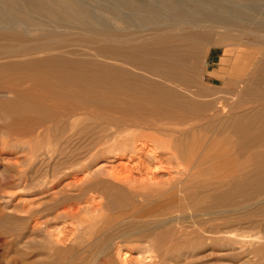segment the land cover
Returning a JSON list of instances; mask_svg holds the SVG:
<instances>
[{"label": "bare ground", "instance_id": "1", "mask_svg": "<svg viewBox=\"0 0 264 264\" xmlns=\"http://www.w3.org/2000/svg\"><path fill=\"white\" fill-rule=\"evenodd\" d=\"M13 2L16 1L0 0V73H4L6 78L4 86H0V94H18L13 92L14 88L10 85L11 71L15 66L24 67L27 68L26 71L29 69L28 72H34L36 84L42 83L41 86L46 88L36 93L29 92L33 94L34 103L44 108L49 102L52 106L50 115L54 118L63 114L64 118L56 121V128L73 125L81 113L89 116L91 114L90 117L94 118H101L102 113L112 116H107L105 122L108 131L114 128V132L110 134L105 131L103 137L101 136V145L112 151L118 165L111 167L113 171L106 173L107 182L104 184L102 181L103 186L98 189H94L93 182L96 180L92 182L86 179L88 190L94 191L85 203H88L90 218H87L86 222L80 220L79 225L86 235L96 225H99V228L94 230L95 234L120 224L129 226L128 224L141 223L167 227L174 221L184 219L187 211H196L210 195L225 186L233 183L236 185L240 177L248 181V173L242 170L248 166L253 154L252 147L264 143V120L262 127L258 129L259 132L254 136L250 134V131L254 130L253 117H246V113L242 114L245 117L241 118L238 114V119L235 117L237 120L233 119L226 126L224 122L216 125L214 129L203 128L201 121L204 112L210 109L212 104L197 102L191 96L178 93L170 86L175 83L188 87L198 82L199 69L197 70L196 63L199 54H188L189 56L184 57L178 52L167 51L171 55L165 57L163 51L154 52L157 42L145 41L151 37L168 39L170 35L163 34L178 33L189 28L197 32V48L202 50V47L209 43L210 32L218 26L221 29V39H234L239 41L238 45L241 43L257 46L259 52H256L252 59L260 55L258 63L246 82L240 86L239 93L234 94L238 96L240 103L249 102L255 109L257 106L264 108V0H148L145 4L136 0H71L66 4L44 5L36 7L37 10L65 20L61 23L71 28L70 30L91 34L93 40L101 36V39L98 37L103 40L101 43L109 46L98 49V52L108 54L110 60H99L86 53L69 52L66 55L50 53L16 61L11 59L12 56L23 50L32 51L25 45L43 32L28 34L25 29L19 31L21 43L15 50L11 28L15 25L24 27L25 24L14 15L21 13L19 8H15V13L12 12ZM155 16H159L161 20L154 22L153 27H147L145 24ZM119 24L125 26L117 27L121 29V33H116L115 25ZM137 26L140 29L136 28ZM149 30L152 31L148 32ZM48 34L51 35V32ZM216 44L212 43L210 46H217ZM221 45L224 46L226 54H230L231 44L221 42ZM55 47L58 49L62 46ZM209 51L210 47L207 48L206 55ZM200 94L192 93L195 96ZM229 94L235 96L233 92ZM34 110L36 112V109ZM34 110L24 106L16 112L18 116L14 121L19 122L23 115ZM11 111H4V115L13 116ZM115 113L121 116L116 117ZM44 118L43 121L47 116ZM38 135L36 137H39ZM56 139L54 134L52 140ZM105 149L96 148L93 157L103 153ZM139 152L142 155L147 153L148 159H137ZM133 156L140 161V166H137V163L135 167L129 166L130 160L133 162L135 159H132ZM163 157L166 161L164 165L157 166V162L152 163V159L159 161ZM238 157L243 158V165L234 168L232 165ZM81 164L74 163V170L82 167ZM231 166L233 171L226 172ZM81 181L83 180L74 178V189L78 192L86 189L81 187ZM52 182L54 180L47 181V184ZM112 231L113 234L116 233ZM214 233L219 234L220 231ZM144 234L138 240L141 241L140 244L147 245H139L140 248H145L147 254L154 252L166 256L188 255L199 250L205 240L213 245L220 240L218 236H209L196 238L193 242L190 237L189 240L184 238L180 243L172 240L164 246L167 242L160 234ZM116 250L120 254L121 262L127 264V259H131L128 258L130 253H120L117 248ZM149 257L152 258L151 255Z\"/></svg>", "mask_w": 264, "mask_h": 264}, {"label": "rangeland", "instance_id": "2", "mask_svg": "<svg viewBox=\"0 0 264 264\" xmlns=\"http://www.w3.org/2000/svg\"><path fill=\"white\" fill-rule=\"evenodd\" d=\"M15 1L12 3L14 6L12 12L15 13V8H19L21 13L14 15L25 25L24 27L15 25L11 28L14 49H17L21 43L19 31L26 30L28 34L43 33L25 45L32 51L24 52L23 50L20 52L21 54L13 55L11 59L14 61L50 53L66 55L69 52L86 53L99 60H110L108 54L98 52V49L109 46L101 43L103 41L100 40L101 36H97L93 40L91 34L77 30L72 31L71 28L62 24L65 20L54 18L50 13H44L36 8L44 5L66 4L71 0ZM78 1L90 2V0ZM136 1L141 4L148 2V0ZM158 20H161L159 16H155L154 19L150 18L145 25L151 28ZM124 26V24L115 25L116 33L119 31L121 33V29L117 27ZM216 27L217 29L215 28L210 32V35L208 34L209 43L205 44L202 50L197 48V32H193L189 28L178 31V33L163 34L170 35L168 39L151 37L145 42H157L154 52L163 51L165 57L171 55L168 54L170 51L178 52L184 57L194 53L199 54L196 63L197 70L199 69L198 82H194L188 87L175 83L170 86L178 93L191 96L197 102L212 104V107L204 112V118L201 121L203 128L212 127L214 129L216 125L224 122L226 126L233 119L237 120L239 114L240 118L242 116L250 119L253 117V123H251L254 130L250 131V134L252 133L254 136L263 125L264 108L257 106L255 109L252 103H240L236 93H239L240 86L246 82L258 63L260 55L252 58L256 52H259V48L241 43L238 45L239 41L234 39H221L219 33L221 29ZM49 32L51 35L48 34ZM221 42L222 44H231L230 54H226ZM212 43L218 45L210 46ZM59 45L62 47L56 49L55 46ZM209 47L210 51L206 55V50ZM262 51L264 52V50ZM19 68L15 66L12 69L10 79V85L14 88L13 92L18 94L10 93L8 96L0 94V264H123L116 248L120 250V253H130L128 258L131 259L129 258V261L127 259L130 264H147L148 261L149 263L154 261L155 264H264V143L252 147L251 160L249 159L248 166L242 170L248 173V181L240 177L236 185L233 183L225 186L210 195L196 211H189V213L187 211L185 218L174 221L171 223L172 226L171 224L167 227H155L141 223L128 224L129 226L120 224L107 228L108 231L95 234L99 228V225H96L97 227L94 226L92 231L90 230L86 235L84 231L80 230L79 225L80 220L86 222V219L90 218L87 211L89 206L88 203H85L90 194L94 192L88 190L86 179H90L92 182L96 180L93 182L95 183L94 189H98L103 186V182L104 184L107 182L108 174L113 171L112 168L118 165L112 151H108L104 145H101L102 135L109 130L105 121H107V116L108 118L112 116L102 113L100 114L101 118H94L90 117L91 114L89 116L86 113H81L73 125L56 128L54 125L60 118H64L63 114L54 118L50 115L51 111L49 110L52 106L49 102H47L49 105L43 106L44 108L34 103L33 94L30 93L46 90V88L42 87V83H35L37 81L34 78V72L31 70L28 72L29 69L26 71L27 68L24 67ZM4 78V73H0V86H4L6 82V78ZM38 84L42 86L40 87ZM199 87L201 92H199ZM232 92L233 95H236L229 94ZM192 93L201 94L195 96ZM24 106L31 110L36 109V112L34 110L35 113L22 114L24 117L20 118L19 122L14 121L18 116L16 112ZM186 106L188 107V105ZM3 110L11 111L13 116H5ZM40 111L45 112L46 115ZM253 114L257 115L253 116ZM114 115L121 116L119 113ZM46 116V120L43 121ZM261 117L262 119H260ZM53 118L54 120H52ZM53 132L57 136L56 140H52L54 134L51 133ZM108 132L112 134L114 128ZM95 137L96 139H94ZM237 146L239 149V145ZM96 148L105 150L93 157ZM138 154L136 155L137 159L142 157L145 161L148 159L146 158L148 157L147 153L144 152L145 157L141 153L139 156ZM137 159L135 157L134 163L130 160L129 166L135 167L137 164L140 166V161ZM161 159L159 161L152 159V163L157 162V166H162L166 161L165 157ZM242 160V157H238L232 166L234 168L241 167ZM77 162L82 163V167L74 170V163ZM232 166L226 172H232ZM240 173L242 172L240 171ZM74 178L82 179L81 187L86 189L80 192L75 190ZM50 180H54V182L47 184V181ZM112 230L116 233L113 234ZM117 230L119 231L117 232ZM217 231L220 233H214ZM149 232H155L156 235L160 234L165 238L167 243L164 246H167L172 240H177L180 243L184 238L189 240L190 237L193 242L201 237L209 236H218L220 240L215 245L205 240L206 242L199 250L188 255L171 254L166 256L154 252L147 254L148 251L146 252L145 248L139 246L147 244H140L141 241L138 239L144 233L146 235ZM56 234H59V238ZM150 255L152 258L149 257Z\"/></svg>", "mask_w": 264, "mask_h": 264}]
</instances>
